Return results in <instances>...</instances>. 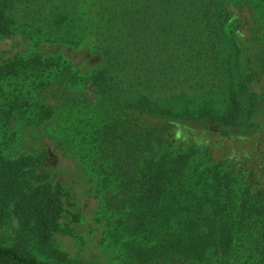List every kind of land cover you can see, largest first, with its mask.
<instances>
[{"label": "trees", "instance_id": "trees-1", "mask_svg": "<svg viewBox=\"0 0 264 264\" xmlns=\"http://www.w3.org/2000/svg\"><path fill=\"white\" fill-rule=\"evenodd\" d=\"M16 35L35 47L79 48L91 38L104 63L88 78L63 56L36 51L0 65V264H82L54 240L65 233L63 190L39 172L44 155L6 152L20 130L54 117L46 89L85 81L115 110L85 139L108 216L105 240L119 259L231 264L249 255L264 264V193L131 120L196 122L223 135L261 126L264 94L243 68L226 0H0V41Z\"/></svg>", "mask_w": 264, "mask_h": 264}, {"label": "rangeland", "instance_id": "rangeland-1", "mask_svg": "<svg viewBox=\"0 0 264 264\" xmlns=\"http://www.w3.org/2000/svg\"><path fill=\"white\" fill-rule=\"evenodd\" d=\"M226 5L242 49L243 68L256 74L252 86L257 94H264V3L226 0ZM35 51L44 56H63L84 78L104 63L91 38L79 48L51 44L35 47L29 39L16 35L0 41V65ZM42 98L55 109L54 117L43 126L20 130L17 146L6 155H44L39 172L63 190L61 225L65 233L54 235L62 251L82 264H125L105 240L108 216L103 210L98 182L91 176L95 162L85 139L89 125L102 124L114 115V107L98 98L88 81L72 87L54 85L43 92ZM131 120L160 129L173 149H197L199 160L222 164L239 183L251 187L253 192L264 193V118L256 130L230 129L227 135L218 127L196 122L139 115H132ZM7 232L13 233L11 229ZM203 264L221 263L210 258ZM231 264L256 262L245 255Z\"/></svg>", "mask_w": 264, "mask_h": 264}]
</instances>
